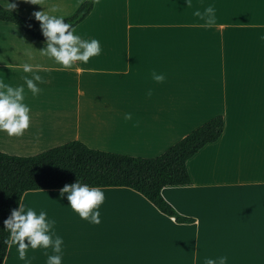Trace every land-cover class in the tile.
<instances>
[{"label":"crops","instance_id":"crops-1","mask_svg":"<svg viewBox=\"0 0 264 264\" xmlns=\"http://www.w3.org/2000/svg\"><path fill=\"white\" fill-rule=\"evenodd\" d=\"M84 1L0 3L27 17L48 10L65 18ZM209 5L217 24L205 27L194 12ZM74 28L98 39L102 52L63 68L41 51L45 42L0 21V80L24 85L31 108L22 136L0 132V152L28 156L80 140L152 158L218 115L225 129L187 161L190 185L162 189L193 222H178L128 186H103L99 224L81 219L59 189L25 192L22 203L56 220L63 264H205L219 256L227 264H264V0H96ZM24 63L46 81L37 82V95L23 80L31 76ZM154 72L166 79L156 82ZM26 251L33 264L51 254ZM4 264H24L15 245Z\"/></svg>","mask_w":264,"mask_h":264},{"label":"trees","instance_id":"trees-1","mask_svg":"<svg viewBox=\"0 0 264 264\" xmlns=\"http://www.w3.org/2000/svg\"><path fill=\"white\" fill-rule=\"evenodd\" d=\"M96 0H85L77 11L65 17L76 27L92 12ZM0 3V21L11 22L35 40L45 42L40 22ZM225 129V117L218 115L197 127L157 157L147 158L89 147L71 140L34 155L0 152V264L8 252L3 238L4 220L21 203L25 192L61 189L77 179L95 186H128L142 193L155 206L178 222H193L165 199V186L190 185L187 161L206 144L217 141Z\"/></svg>","mask_w":264,"mask_h":264},{"label":"clouds","instance_id":"clouds-1","mask_svg":"<svg viewBox=\"0 0 264 264\" xmlns=\"http://www.w3.org/2000/svg\"><path fill=\"white\" fill-rule=\"evenodd\" d=\"M31 3L41 4L39 0H31ZM13 8L15 4L9 2L7 9ZM56 9L57 6L52 5L51 11L55 12ZM194 15L204 21L205 27L217 24L216 10L211 5L203 12L197 10ZM34 16L40 22L41 31L46 37V47L41 51L63 68H71L78 61L88 63L90 58L101 54L100 41L96 38L84 39L76 34L73 25L65 22L63 15H53L48 10H44L36 11ZM260 39L264 40V34ZM33 68L30 63L23 64V71L31 73V76H24L23 80L27 89L31 90L33 95H37L41 91L37 82L42 84L46 81ZM153 79L156 82H163L166 77L163 73L154 72ZM148 95H151V91ZM24 101V85L13 87L0 80V132H5L10 137H19L29 129L31 108ZM131 118V113H125V120ZM59 196L61 199L66 196L72 210L81 219L91 224L101 222L100 207L106 198L103 187L81 183L77 179L59 189ZM55 225L56 220L50 218L45 210L37 212L21 202L4 220V230L8 235L3 238V242L9 247L16 246L19 259L24 261V264H33L34 258L28 256L26 251L29 248L51 249V254L46 251V264H63L64 239L56 233ZM227 262V256H219L216 259L207 258L205 264H227Z\"/></svg>","mask_w":264,"mask_h":264},{"label":"rangeland","instance_id":"rangeland-1","mask_svg":"<svg viewBox=\"0 0 264 264\" xmlns=\"http://www.w3.org/2000/svg\"><path fill=\"white\" fill-rule=\"evenodd\" d=\"M38 211H40V210H38Z\"/></svg>","mask_w":264,"mask_h":264}]
</instances>
